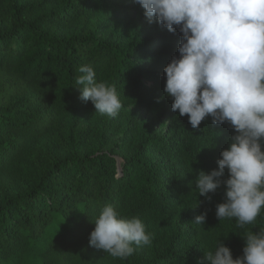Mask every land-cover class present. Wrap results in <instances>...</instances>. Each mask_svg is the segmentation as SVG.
<instances>
[{"label":"trees","instance_id":"obj_1","mask_svg":"<svg viewBox=\"0 0 264 264\" xmlns=\"http://www.w3.org/2000/svg\"><path fill=\"white\" fill-rule=\"evenodd\" d=\"M100 5L114 4L62 0L49 7L45 19L75 20ZM29 7L21 0H0V260L37 252L43 264H103L112 256L90 246L89 236L108 204L123 217L162 222H171L183 206L186 232L198 242L155 249L149 259L133 254L127 264H207L206 251L220 241L234 259L242 256V236L264 228V209L244 228L234 218L220 221L216 205L224 202L226 186L208 200L198 195L194 181L200 170L218 169L220 153L235 134L228 123L218 130L207 123L193 129L184 116L170 137L146 139L144 150L140 145L120 163L107 153L52 158L44 165L34 158L39 142L56 135L62 117L94 106L81 100L75 84L80 66L91 64L98 82L114 85L122 105L148 107L165 95L166 74L147 70L142 61L168 65L179 56L181 33L129 44L86 32L61 36L56 27L24 15ZM205 211V224L191 222Z\"/></svg>","mask_w":264,"mask_h":264},{"label":"clouds","instance_id":"obj_2","mask_svg":"<svg viewBox=\"0 0 264 264\" xmlns=\"http://www.w3.org/2000/svg\"><path fill=\"white\" fill-rule=\"evenodd\" d=\"M135 3L144 9L149 23L181 33L179 56L164 68V92L172 99V111L187 116L193 129L210 116L213 125L228 123L235 132L220 153L218 169L196 175L198 195L211 200L209 194L225 185L224 202L216 205L217 218H234L239 228L256 222L264 209V0ZM78 72L75 84L81 100L91 101L101 115L115 117L123 107L116 87L98 82L91 64L80 66ZM206 220L205 211L191 222L200 225ZM93 222L89 245L113 258L126 259L152 243L139 216L123 217L110 204ZM242 237V256L234 259L220 241L213 251H206L207 264H264V228Z\"/></svg>","mask_w":264,"mask_h":264},{"label":"rangeland","instance_id":"obj_3","mask_svg":"<svg viewBox=\"0 0 264 264\" xmlns=\"http://www.w3.org/2000/svg\"><path fill=\"white\" fill-rule=\"evenodd\" d=\"M21 1L30 5L24 15L37 20L43 27H56L61 36L86 32L110 42L129 44L171 33L158 23H149L144 16V9L135 3V0H113L114 5L97 6L86 17L54 24L46 20L45 16L53 3L57 6L62 0H46L42 5H37L35 0ZM142 62L147 70L163 73L167 66L151 60ZM157 101L148 107L123 105L115 117L101 115L96 112L94 106L77 107L61 118L56 135L39 142L38 148L41 147V152L34 158L44 165L50 163L52 158L107 153L114 156L119 163L123 162L131 157L140 145L144 150L146 139L161 136L167 138L181 128L184 116L181 117L178 112L172 111V99L165 94L159 98L160 102ZM29 104L28 100L22 102L25 107H29ZM201 123H207L214 130L224 125H213L210 116ZM223 177H228L227 171ZM185 213L184 207L180 206L171 222L141 218L146 225V231L152 234V243L150 246L138 248L134 254L142 259H149L153 250L165 251L170 244H174L176 248L197 244L196 239L186 232L189 225L185 223ZM131 258L132 256L126 259L110 257L103 264H127L131 262ZM0 264L43 263L39 253L27 252L18 258L0 260Z\"/></svg>","mask_w":264,"mask_h":264}]
</instances>
